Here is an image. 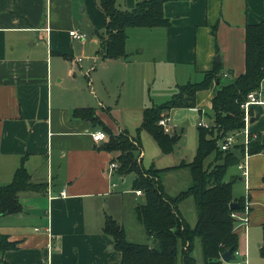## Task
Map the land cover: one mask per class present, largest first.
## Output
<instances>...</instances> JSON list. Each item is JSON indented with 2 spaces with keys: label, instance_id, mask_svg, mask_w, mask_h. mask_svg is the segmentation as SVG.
I'll list each match as a JSON object with an SVG mask.
<instances>
[{
  "label": "crops",
  "instance_id": "obj_1",
  "mask_svg": "<svg viewBox=\"0 0 264 264\" xmlns=\"http://www.w3.org/2000/svg\"><path fill=\"white\" fill-rule=\"evenodd\" d=\"M139 1L119 0L117 7L132 10ZM164 13L170 27L129 29L128 59L103 60L99 34L106 15L98 0H0V186L11 183L22 162L34 182L47 186L44 194L21 193L23 211L0 217V234L16 245L0 252V264H119L121 254L103 231L105 221L111 217L123 227L119 209L130 207L136 218L138 198H145L133 188L119 191V179L125 176L111 169L114 154L105 142H94L93 134L108 128L115 135H136L117 122L110 106L85 101L83 77H91L93 63H118L127 71L136 65L127 74V84L153 70L150 88L166 96L178 86L201 82L216 66L223 80H233L246 70V28L264 20V0H169ZM73 30L85 32L86 41L74 40ZM95 37L96 55H87L85 47ZM72 40L84 48L85 59L75 57L78 48ZM86 59L89 69L83 66ZM145 86L140 85L141 94L131 105L142 117L149 108ZM217 91L213 83L199 92L192 111L202 114L208 106L212 113ZM258 97L261 103L250 109L248 130L264 146V81ZM89 108L96 122L75 113ZM236 166L230 180L233 194L236 181L243 189L234 199L250 204L248 230L238 227L241 250L248 253L255 239L252 231L261 240L259 249L263 241L264 153L249 156L247 177Z\"/></svg>",
  "mask_w": 264,
  "mask_h": 264
},
{
  "label": "trees",
  "instance_id": "obj_2",
  "mask_svg": "<svg viewBox=\"0 0 264 264\" xmlns=\"http://www.w3.org/2000/svg\"><path fill=\"white\" fill-rule=\"evenodd\" d=\"M119 0H98L106 15V24L99 51L103 60H125L128 30L132 28L170 27L171 20L164 13V4L169 0L139 1L132 10L117 7ZM246 70L233 80H223L219 66L205 74L201 82H189L178 86L171 100L144 110L143 122L137 136L126 132L115 135L105 128L110 141L104 144L107 151L116 154L113 163L118 164L120 176L135 174L133 191H141L145 202L137 204L135 214L143 225L150 243H137L128 239L127 233L118 222L108 217L103 231L112 238L114 249L121 254L119 264H198L194 255L197 242L202 246V264H220L222 255L240 246L238 223L233 215L245 211L248 199H234L233 182H226L228 170L241 163L245 148L242 142L228 151L221 150L220 143L228 135H240L245 128V110L242 108L252 92H259L264 81V20L246 28ZM213 83L218 91L212 99L213 125L198 127L197 154L190 163L157 169L142 165L143 147L141 133L148 132L164 155L172 154L183 138V131H168L159 122L169 117L174 109L196 108L197 94L208 90ZM76 115L93 122L97 121L94 111L77 109ZM239 141H240V137ZM264 150L260 136L249 145L251 155ZM209 158L212 160L208 163ZM187 168L192 185L176 196L167 193L163 182L164 173ZM264 184V176H263ZM47 186L34 182L24 163L16 170L11 183L0 186V217L19 214L23 211L20 194H44ZM192 199L197 210V221L191 225L181 211V205ZM239 204L232 211L230 205ZM6 235L0 234V252L15 249ZM264 258L263 241L259 249Z\"/></svg>",
  "mask_w": 264,
  "mask_h": 264
},
{
  "label": "rangeland",
  "instance_id": "obj_3",
  "mask_svg": "<svg viewBox=\"0 0 264 264\" xmlns=\"http://www.w3.org/2000/svg\"><path fill=\"white\" fill-rule=\"evenodd\" d=\"M97 37H95L92 44L87 43L86 45V53L87 55H96L94 44L97 45ZM72 44L74 47L78 48L75 52L77 54L75 57H87L86 54L83 53V47L78 46L77 42L72 40ZM81 47V48H80ZM86 59L83 63V66L86 65L88 69L91 67V62ZM97 67H95V66ZM130 69L127 71L125 67H120L118 63H112L111 65L103 67L102 65H98L93 63L92 69L90 71V78H86L85 76L83 79L85 80L84 85V95L83 98L85 101H90V103L97 104L99 102L105 103L106 106H110L112 111L116 113V120L117 122L124 128L130 131V134L136 135V129L141 126L142 120V112L140 110H134L136 107L135 105L131 106L135 99L141 94V87L143 82L148 83V86L145 88L144 96L147 97V107H152L155 105H162L169 100L172 99V96L177 91L173 90L174 92H169L168 96L165 95L166 92L162 91L160 94L156 91V87H152V83L155 79V72H145V75L139 77L137 76L138 80L131 79L130 82L127 84V79L131 75L132 69L136 65H130ZM138 66V65H137ZM95 67V68H94ZM142 71V68L140 69ZM137 68V73H138ZM152 72V73H151ZM80 73V72H79ZM146 73H148L146 75ZM81 74V73H80ZM127 75V76H126ZM124 79L126 81V85L123 86ZM88 80H92L94 87L92 88L93 84L90 85ZM130 85V86H129ZM153 89V90H152ZM164 89V88H163ZM172 93V94H171ZM131 106V107H130ZM203 114V115H202ZM194 112L192 109L189 108H182V109H174L170 116V128L176 129V131L181 132L183 131L184 138L182 141L177 145L175 151L170 155H164L155 140L152 136L143 131L141 134V140L143 145V167L148 169L151 167L152 164L155 165L157 168H166V167H175L180 165L183 161L189 162L192 161L193 158L197 154V146H198V127L199 124L202 122L203 125L211 127L213 125V117L212 113L209 110L208 106L203 108V113ZM172 131V130H170ZM175 131V130H174ZM244 138L240 137V141H243ZM110 138L107 134V138L103 142H109ZM116 155V154H114ZM212 159L209 158L208 163ZM237 166H232L227 173L225 178L226 181L230 182L231 176L235 174L237 171ZM135 179V174L131 173L123 178L119 179V191L120 192H127L131 191L133 188V181ZM163 182L167 187V191L170 195H177L179 192L187 189L192 185V178L190 175V171L187 168H182L176 171L164 173L163 175ZM234 194L235 196H239L243 187L240 185L239 181L234 183ZM144 203V200L138 198L137 204ZM184 216L189 221V223L195 225L197 221V210L195 203L192 199L185 201L182 204ZM121 214V220L124 223L123 227L126 229V233L128 239L132 242L137 243H146L148 242L147 234L142 226L141 222L138 221L137 217H134L133 211L130 207L127 209H119ZM140 228L143 230V233L140 231ZM252 236L255 237L251 246L248 247V264H264V258L261 257L259 251V244L261 240H257V232L252 231ZM242 239V235H241ZM242 243H240L239 249L242 248ZM242 251V250H241ZM194 255L198 261V264H202V246L201 243L198 241L196 245V250ZM241 257L234 258L231 262H221L220 264H237L238 262H242Z\"/></svg>",
  "mask_w": 264,
  "mask_h": 264
},
{
  "label": "built area",
  "instance_id": "obj_4",
  "mask_svg": "<svg viewBox=\"0 0 264 264\" xmlns=\"http://www.w3.org/2000/svg\"><path fill=\"white\" fill-rule=\"evenodd\" d=\"M70 36L74 40H77L80 42L86 41V38H87V34L85 32L79 31V30L71 31ZM78 61H81V59H79ZM225 76H227V75H225ZM259 93H260V91L259 92H252L249 95L247 102L245 104H243V106H242V108L245 110V128H244V130L240 133V135H233V134L228 135L225 138V140L220 143L221 150H223V151H228L230 149H233L240 142H242L244 144V148H245L244 158L238 166L239 169L243 171L244 177L248 176L247 160H248L249 156H251V154L249 153V145L254 139H257V137H258V135L250 134L248 127L250 124V109H251V107L253 105L261 103V101L258 97ZM159 125L164 127L168 131H170V130L174 131L175 130V129L173 130V128H170V117L163 118L159 122ZM199 126L209 128L208 126L203 125L202 122L199 124ZM241 136H243V138H244L243 141H239L238 137H241ZM106 138H107V134L103 131H96L93 134L94 142H103ZM260 153H264V150L261 151ZM117 168H118L117 163L111 164L112 170H116ZM136 193L138 195H142L141 191H137ZM61 195L63 197L66 195L65 190L63 191V193ZM249 215H250V204L249 203L246 204V208H245L244 213L233 215L235 218H237L240 221L238 223V227L244 228L245 232L248 230ZM247 254H248L247 252H243L240 249H238L236 252H233V259L236 257H241L243 261L238 262L237 264H248Z\"/></svg>",
  "mask_w": 264,
  "mask_h": 264
},
{
  "label": "water",
  "instance_id": "obj_5",
  "mask_svg": "<svg viewBox=\"0 0 264 264\" xmlns=\"http://www.w3.org/2000/svg\"><path fill=\"white\" fill-rule=\"evenodd\" d=\"M251 122H252V120H251ZM238 208H239V204H238V203L233 202V203L230 205V209H231L232 211L237 210ZM221 260H222L223 262H226V263L231 262V261L233 260V250L230 249V250H228L227 252H225V253L222 255V257H221Z\"/></svg>",
  "mask_w": 264,
  "mask_h": 264
}]
</instances>
